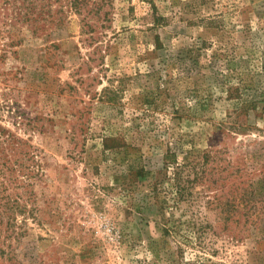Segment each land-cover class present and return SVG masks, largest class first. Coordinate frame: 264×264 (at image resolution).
<instances>
[{
    "label": "rangeland",
    "instance_id": "374dc122",
    "mask_svg": "<svg viewBox=\"0 0 264 264\" xmlns=\"http://www.w3.org/2000/svg\"><path fill=\"white\" fill-rule=\"evenodd\" d=\"M0 264H264V0H0Z\"/></svg>",
    "mask_w": 264,
    "mask_h": 264
},
{
    "label": "trees",
    "instance_id": "16d2710c",
    "mask_svg": "<svg viewBox=\"0 0 264 264\" xmlns=\"http://www.w3.org/2000/svg\"><path fill=\"white\" fill-rule=\"evenodd\" d=\"M175 162V161H174Z\"/></svg>",
    "mask_w": 264,
    "mask_h": 264
}]
</instances>
